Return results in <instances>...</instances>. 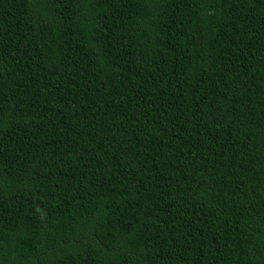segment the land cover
Here are the masks:
<instances>
[{"label": "trees", "instance_id": "1", "mask_svg": "<svg viewBox=\"0 0 264 264\" xmlns=\"http://www.w3.org/2000/svg\"><path fill=\"white\" fill-rule=\"evenodd\" d=\"M0 264H264V0H0Z\"/></svg>", "mask_w": 264, "mask_h": 264}]
</instances>
